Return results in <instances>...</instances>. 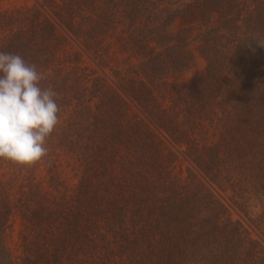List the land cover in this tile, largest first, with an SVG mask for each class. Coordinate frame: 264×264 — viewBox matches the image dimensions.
<instances>
[{
  "label": "trees",
  "instance_id": "trees-1",
  "mask_svg": "<svg viewBox=\"0 0 264 264\" xmlns=\"http://www.w3.org/2000/svg\"><path fill=\"white\" fill-rule=\"evenodd\" d=\"M262 39L264 0L0 8V52L34 64L58 94L46 157L81 169L72 196L31 185L0 200V264H17L7 240L17 215L20 264H264V208L251 215L264 202ZM194 41L206 66L181 81ZM116 46L139 65L113 67ZM178 153L187 175L166 179Z\"/></svg>",
  "mask_w": 264,
  "mask_h": 264
},
{
  "label": "clouds",
  "instance_id": "clouds-1",
  "mask_svg": "<svg viewBox=\"0 0 264 264\" xmlns=\"http://www.w3.org/2000/svg\"><path fill=\"white\" fill-rule=\"evenodd\" d=\"M255 44L264 48V39ZM43 79L20 55L0 52V161L31 167L47 156L60 109L57 92L40 86Z\"/></svg>",
  "mask_w": 264,
  "mask_h": 264
},
{
  "label": "rangeland",
  "instance_id": "rangeland-1",
  "mask_svg": "<svg viewBox=\"0 0 264 264\" xmlns=\"http://www.w3.org/2000/svg\"><path fill=\"white\" fill-rule=\"evenodd\" d=\"M35 3L36 0H2L0 2V8L3 10L16 9L25 5H34ZM199 32L200 30H196L194 32V38L199 35ZM198 45L199 43L196 41H194L191 45V48L195 53V61L192 67L180 78L181 81H186L190 79L193 75L201 73L206 66V61L199 53ZM74 47L76 46L74 45ZM111 53L112 66L123 70V74L126 73L128 70L130 71V68H136V66L140 63L139 60L131 57L130 54L121 53L119 51V46L114 47ZM91 66H93V64ZM107 71L109 72V70ZM161 93L165 95L166 90L161 91L159 93V97ZM162 99L163 98H160V102H162ZM163 104L169 106V100ZM132 108L135 113L140 114V112L136 109L135 106H132ZM155 132L160 137V140H163L165 144L170 146L168 141L164 137H162L161 133L158 130L155 129ZM178 155L179 158L173 165L174 171H170L171 174L169 176L168 174H166V179H169L174 175H187V168L190 167V165L180 153H178ZM55 156L45 157L42 161L31 167H20L11 162L0 161V200H2L7 195L10 196V198H12L13 200H16L20 195L19 191L22 186H26L25 190L27 191L31 188V185H38L40 187L41 192L48 198L60 196L62 192L64 193V195L67 194L72 196L79 182V174H81L79 164L75 159H70L65 156H61V158H56ZM54 163H56L57 166L55 167L56 169L52 171L51 168ZM51 177H55L54 182L51 180ZM55 188L59 189L58 191H60L61 194L56 192L57 190ZM229 195H231L230 192ZM263 208L264 202L262 204L253 203L251 207V215L253 217L259 216L262 213ZM232 218L234 220L242 221L245 227L249 230L252 237H258L257 232L250 225V223H248L247 220L243 219L238 214V212L233 209ZM13 220V226L7 234V240L9 247L11 248L15 257L16 263L20 264V258L22 255L20 238L22 234L21 232H23L24 230V221L18 215Z\"/></svg>",
  "mask_w": 264,
  "mask_h": 264
}]
</instances>
